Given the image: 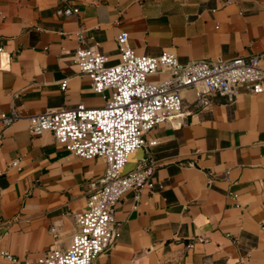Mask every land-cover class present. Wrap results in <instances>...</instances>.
<instances>
[{
	"label": "crops",
	"instance_id": "1",
	"mask_svg": "<svg viewBox=\"0 0 264 264\" xmlns=\"http://www.w3.org/2000/svg\"><path fill=\"white\" fill-rule=\"evenodd\" d=\"M122 32L138 55L168 52L183 65L260 57L264 68V0H0V264H37L78 233L106 164L49 132L33 136L30 117L104 107L109 93L75 64L77 33L112 66ZM181 95L183 115L148 135L153 189L124 195L121 237L95 264H264V94L240 87L205 105L192 88ZM13 110L19 119L5 127Z\"/></svg>",
	"mask_w": 264,
	"mask_h": 264
},
{
	"label": "built area",
	"instance_id": "2",
	"mask_svg": "<svg viewBox=\"0 0 264 264\" xmlns=\"http://www.w3.org/2000/svg\"><path fill=\"white\" fill-rule=\"evenodd\" d=\"M68 1V0H64ZM78 13V9L73 10ZM74 51L79 71L90 78L92 90L99 94L112 92L102 108L80 105L76 109L48 110L30 117V132L42 136L49 132L56 142L71 154L85 160L102 159L106 164L102 177L90 183L87 210L76 216L79 227L67 251L49 250L37 264H95L121 237L115 212L128 191L139 199L145 189L152 190L154 165L146 156L129 173L122 175L128 158L137 150L156 144L148 135L158 126L180 118L183 110L181 91L195 90L198 103L205 105L207 96L233 97L240 87L256 95L264 94L262 58L238 57L232 61H194L181 64L175 54L159 57L138 55L128 32L117 37L121 60L109 66L108 58L83 46L84 36ZM160 70L168 77L162 81L150 78ZM67 81L61 83L63 91ZM2 122L10 127L18 113L3 114ZM20 160L13 163L19 167ZM5 259L15 261L8 253Z\"/></svg>",
	"mask_w": 264,
	"mask_h": 264
},
{
	"label": "water",
	"instance_id": "3",
	"mask_svg": "<svg viewBox=\"0 0 264 264\" xmlns=\"http://www.w3.org/2000/svg\"><path fill=\"white\" fill-rule=\"evenodd\" d=\"M144 157H145L144 149L137 150L136 152L131 154L128 158L126 166L121 171V174L125 175L130 171H132L137 166V164L144 159Z\"/></svg>",
	"mask_w": 264,
	"mask_h": 264
},
{
	"label": "rangeland",
	"instance_id": "4",
	"mask_svg": "<svg viewBox=\"0 0 264 264\" xmlns=\"http://www.w3.org/2000/svg\"><path fill=\"white\" fill-rule=\"evenodd\" d=\"M112 92H109V96H111Z\"/></svg>",
	"mask_w": 264,
	"mask_h": 264
}]
</instances>
